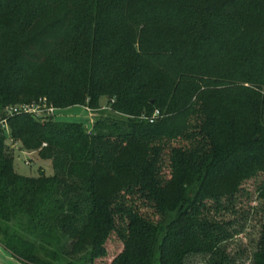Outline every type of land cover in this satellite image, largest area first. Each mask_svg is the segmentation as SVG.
<instances>
[{"label": "trees", "instance_id": "16d2710c", "mask_svg": "<svg viewBox=\"0 0 264 264\" xmlns=\"http://www.w3.org/2000/svg\"><path fill=\"white\" fill-rule=\"evenodd\" d=\"M42 98L111 116L7 118L53 170L16 173L0 132V247L20 264H231L250 181L264 264V0H0V117Z\"/></svg>", "mask_w": 264, "mask_h": 264}, {"label": "rangeland", "instance_id": "374dc122", "mask_svg": "<svg viewBox=\"0 0 264 264\" xmlns=\"http://www.w3.org/2000/svg\"><path fill=\"white\" fill-rule=\"evenodd\" d=\"M100 111H91L82 106H72L68 108L58 109L55 111L53 121L61 123H80L86 130L92 131L93 124L98 119L110 117V111L108 110L107 99L102 98L99 102ZM19 146V144H18ZM20 147V146H19ZM28 153V155H27ZM28 163V165L26 164ZM14 169L16 173L35 177L38 175V170L41 168L46 176H51L53 170L50 161L40 160L36 153L23 152L20 149L14 150ZM246 190L250 193L248 198H244L239 203V216H236L240 221L239 225L244 226V232L238 235L233 241L228 243V255L232 260L231 264H252L253 253L257 249V244L260 237L261 224L263 222V216L261 212V206L256 200L255 183L250 181L245 185ZM243 211H246V215H241ZM235 218V217H234ZM232 216H227L226 219H234ZM113 246L115 243H112ZM115 247V246H114ZM118 248V247H117ZM0 255V264H19L18 261L7 262ZM207 257L199 256L189 259L187 264H207Z\"/></svg>", "mask_w": 264, "mask_h": 264}, {"label": "built area", "instance_id": "2783aa9c", "mask_svg": "<svg viewBox=\"0 0 264 264\" xmlns=\"http://www.w3.org/2000/svg\"><path fill=\"white\" fill-rule=\"evenodd\" d=\"M56 110L57 109H55L52 105L48 104L45 98L39 99L37 102L33 103H22L6 107L3 111V116L0 117V132L5 138V143L13 151V153L15 149H20V147L18 146L17 142L10 138L7 118L14 115L27 114L33 116L40 122H46L50 119H53ZM158 116L159 112L157 111L154 118ZM151 122H153V120ZM87 131L88 133H91V131ZM26 164L28 165L27 162Z\"/></svg>", "mask_w": 264, "mask_h": 264}, {"label": "crops", "instance_id": "0c3cea01", "mask_svg": "<svg viewBox=\"0 0 264 264\" xmlns=\"http://www.w3.org/2000/svg\"><path fill=\"white\" fill-rule=\"evenodd\" d=\"M0 255L1 257L4 259V260H8L7 262H14L13 260H16L15 258H13L10 254H8L5 250H3L1 247H0ZM17 261V260H16ZM20 264V262H19Z\"/></svg>", "mask_w": 264, "mask_h": 264}]
</instances>
